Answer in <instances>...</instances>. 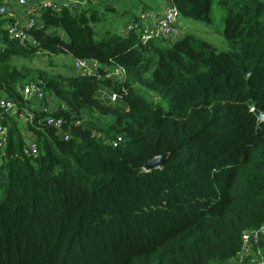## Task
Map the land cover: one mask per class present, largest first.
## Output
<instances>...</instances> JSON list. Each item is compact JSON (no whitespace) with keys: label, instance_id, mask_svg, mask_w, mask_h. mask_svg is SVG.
<instances>
[{"label":"trees","instance_id":"trees-1","mask_svg":"<svg viewBox=\"0 0 264 264\" xmlns=\"http://www.w3.org/2000/svg\"><path fill=\"white\" fill-rule=\"evenodd\" d=\"M173 3L181 17L211 23L213 0ZM217 4L226 51L190 34L168 45L100 36L95 5L42 9L28 31L34 45L9 39L0 18V93L29 107L19 90L32 82L60 102L27 123L36 157L23 155L21 123L0 121V264H238L243 233L264 224V121L257 128L251 112L264 111V1ZM39 52L95 61L100 74L119 66L126 78L19 63ZM47 117L63 120L67 140ZM163 154L160 169L144 172ZM259 247L264 255V237Z\"/></svg>","mask_w":264,"mask_h":264},{"label":"built area","instance_id":"built-area-1","mask_svg":"<svg viewBox=\"0 0 264 264\" xmlns=\"http://www.w3.org/2000/svg\"><path fill=\"white\" fill-rule=\"evenodd\" d=\"M113 0H15V4L19 8H26L27 13L24 16V22L21 18H15L12 10L0 5V16H5L8 23L5 27L6 35L9 39L18 41L21 44L28 42L34 45L28 31L39 25V13L42 9H50L60 11L62 9H79L87 7V4L105 3ZM91 6V5H90ZM180 13L173 3V0H163L157 9H140L139 12L126 24L124 30L119 32L120 36H126L129 33L137 35L138 43L146 45L149 42H166L174 41L181 37L179 31L178 19ZM1 49V48H0ZM100 65L91 60L73 59L72 70L74 76H96L99 79L121 82L126 78V71L122 67L106 69L102 74L99 71ZM108 96V102L113 104L117 102L118 95L115 92L103 90ZM20 94L26 101L36 103V108L29 109L24 106H18L8 97L0 98V121L6 118H16L18 121L28 123L32 120L33 111L39 113H48L52 109L43 103L49 101L51 96L45 94L35 83L26 84L19 90ZM154 100H157L155 98ZM46 126L54 127L64 140L68 139V134L62 131L63 120L61 118L47 117ZM79 122H76L78 125ZM23 134V133H22ZM32 135V134H31ZM7 137V128L0 123V155L4 150ZM25 147L23 155L27 157H36L38 155V147L35 139L24 138ZM121 142L118 137L111 141V145L116 147ZM264 237V224L254 231H245L242 235V246L238 253V264H264V255L262 254L260 241ZM249 258L244 262V258Z\"/></svg>","mask_w":264,"mask_h":264},{"label":"rangeland","instance_id":"rangeland-1","mask_svg":"<svg viewBox=\"0 0 264 264\" xmlns=\"http://www.w3.org/2000/svg\"><path fill=\"white\" fill-rule=\"evenodd\" d=\"M156 1H159L158 6L161 2H163V0ZM217 1L218 0H213L211 6L210 24L195 21L192 19H186L181 16L178 19V24L179 27L182 29L184 35L190 34L195 37L201 38L202 40H205L206 42L212 44L214 47L217 48V50L226 51L228 50V44L222 36L223 17L225 15V11L222 10L220 6H218ZM0 5L4 6V4ZM85 5H95L99 9V13H101L102 20L99 24L95 26L96 33H98L99 35H102L104 31L108 30L119 34V32L124 30L126 24L139 12L140 9H149L148 6H146L144 0H113L110 2L108 1L107 8L106 6H104L103 3L98 4V2L94 4L86 3ZM109 6H111L112 8H110ZM6 7L7 9L9 8V6L7 5ZM60 33V35L65 38L62 32ZM171 42L172 41L167 42L166 45ZM71 62L72 58L67 54L49 55L47 53L39 52L32 60L21 61L19 63L29 68L44 70L52 74L68 75V73H70V68H72ZM137 89L139 93L143 94L146 98H148L149 94L147 91H144L142 88L139 87ZM101 97L103 98L102 94ZM54 101L60 104L57 99H54ZM30 102L31 105L28 107L29 109H31V106L33 108L37 107L36 103H34L33 101ZM162 104L166 105V102L162 101ZM86 119L90 118L86 117ZM99 122L100 124H105L107 122V119H99ZM22 128L23 126L21 125V129Z\"/></svg>","mask_w":264,"mask_h":264},{"label":"crops","instance_id":"crops-1","mask_svg":"<svg viewBox=\"0 0 264 264\" xmlns=\"http://www.w3.org/2000/svg\"><path fill=\"white\" fill-rule=\"evenodd\" d=\"M144 2L146 4V6H148L149 9H157L159 7L158 6L159 1L157 2L156 0H144ZM0 4H4L5 7H6V5L9 6L8 9L12 10L13 14L15 15V18H21V23L24 22V16L28 12L26 8H19V7H17L16 4H15V0H0ZM106 7H107V5H106ZM109 7L112 8L111 6H109ZM0 18L2 20H5L6 19L8 21V19L5 16H0ZM179 31H180V33L182 35L183 32H182V29L180 27H179ZM68 75H74L72 68H70V73H68ZM101 94L103 95V98L101 97L102 100H108L109 94H107L103 90L101 91ZM0 98H6V96H4V95H2L0 93ZM47 104H48V106L52 110L55 109L58 106V103L56 101H54V98H51L49 101H47ZM51 105H52V107L53 106L54 107L52 108ZM31 109H33L32 106H31ZM19 123H21V125L23 126V128L21 129V132L23 133V137L24 138L27 137V138L30 139L32 137V135H31V133L27 129V123L22 122V121H19Z\"/></svg>","mask_w":264,"mask_h":264},{"label":"water","instance_id":"water-1","mask_svg":"<svg viewBox=\"0 0 264 264\" xmlns=\"http://www.w3.org/2000/svg\"><path fill=\"white\" fill-rule=\"evenodd\" d=\"M251 73V70H249L247 73L244 74V78L247 79ZM251 112L255 115L257 119V128L259 125L264 121V111H259L252 109ZM167 154L159 155L156 157H153L152 159L148 160L145 165L143 166L144 172H149L153 170H158L161 168V164L166 160Z\"/></svg>","mask_w":264,"mask_h":264}]
</instances>
